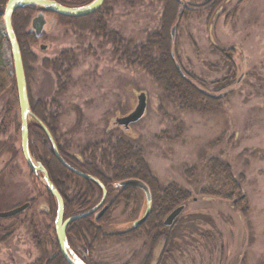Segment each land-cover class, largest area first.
<instances>
[{"label":"rangeland","instance_id":"rangeland-1","mask_svg":"<svg viewBox=\"0 0 264 264\" xmlns=\"http://www.w3.org/2000/svg\"><path fill=\"white\" fill-rule=\"evenodd\" d=\"M80 1L67 3L77 5ZM182 1L185 6L171 0L175 13L169 28L170 33L175 27L171 57L182 76L198 78L208 93L220 99L217 104L199 98L191 101L179 88H166L141 67L122 60L121 51L144 42L161 28L164 0L106 1L99 15L109 34L113 36L115 31L114 35L124 39L120 54L99 28L74 29L58 23L57 18L54 22L48 19L45 35L32 37L25 51L29 101L44 112L67 152L75 154L78 146L94 145L108 131L124 135L140 145L159 195L165 194L166 187L174 195L175 189L186 192L181 203L184 208L170 226L164 219L181 205L167 207L161 215L159 223L167 231L154 228L158 237L154 243L146 239V228L129 240L98 243L93 256L96 264H145L147 260L148 264H264V0ZM208 1L215 2L213 7H207ZM0 31L8 81L0 99L2 109L11 96L14 77L3 11ZM41 44L46 47L41 49ZM219 49L229 51L234 65L231 72ZM61 51H67L69 60L57 75L51 67L45 68L43 61L56 58ZM140 92L146 94L144 116L128 129L117 125L115 119L135 108ZM14 113L19 123V105ZM32 122L28 117V124ZM15 134L16 141L10 142L18 149L17 155L0 143V171L5 166L0 173V211L36 198L25 213L38 222L40 231L51 225L49 217L41 213L47 210L46 197L40 194L44 184L36 174L37 187L21 152L20 132ZM7 139L0 134V141ZM100 152L97 148L96 153ZM13 163L18 170H9ZM231 178L241 187L239 194L230 195ZM130 190L112 205L108 202L115 196L106 197L103 205L109 206L97 219H102L104 233L136 228L134 221L143 216L147 203L140 189ZM242 194L245 197L241 198ZM151 212L150 208L147 219ZM27 223L31 233L18 227L7 233L0 230V264H30L39 256L32 239L35 225ZM0 224L6 228L11 221L0 219ZM165 245L169 246L166 254ZM76 250L79 252L78 247Z\"/></svg>","mask_w":264,"mask_h":264},{"label":"trees","instance_id":"trees-1","mask_svg":"<svg viewBox=\"0 0 264 264\" xmlns=\"http://www.w3.org/2000/svg\"><path fill=\"white\" fill-rule=\"evenodd\" d=\"M6 1L7 0H0V18ZM55 1L64 5H69L70 3L67 2L71 0ZM88 1L89 0H83L78 4ZM106 1L108 0H105L104 4L99 10L90 15L82 17H67L51 12L48 13L55 15L58 23L73 27L74 29L77 28L80 30L96 31L99 28L104 37H109L107 38L109 42L115 43L120 54V49L124 44V39L119 35H114V33L112 36L111 33H108L109 30H107V28L101 29L98 25L104 23V21L100 18L99 13L102 9H105ZM164 2L165 12L163 14L161 28L149 34L144 42L138 43L134 45V47H128L121 51L122 60H125L127 64H134L141 67L151 77H153L154 80L159 83H163L166 88H172V86L179 88V90H181V92L191 101L199 98L210 100L212 103L217 104L220 99L210 96V94L201 86L199 83L201 81L198 78L193 77V79L188 76L184 77L177 70L179 64L174 58L171 57V34L169 33V28L172 25L175 17L173 10L174 4H171V0H164ZM35 11L37 10L34 8L25 7L17 9L12 15V26L22 54L28 98L29 73L28 67L26 65L25 51H27L28 46L31 45L34 38H32L33 36L31 33L28 31L26 32V30L30 26L31 18ZM3 40L4 37L0 31V99L8 89L6 88V86H8L7 76L2 65ZM68 57L69 55L67 51H61L56 58L52 60H44L43 66L45 68L51 67L58 75L62 73L63 63L65 60H69ZM223 57L224 60H227L228 63L226 64L228 66L229 72H231L234 65L230 62L229 56L226 57L223 55ZM223 80L229 83L227 78H223ZM240 81L236 80L235 82L239 84ZM11 82H13L14 85L9 88L11 96L6 99L2 109H0V113L2 112L0 134L7 135L8 139L2 140L0 143H2L3 148L6 146L11 147L12 151H14V153L17 155L18 149L11 143L12 141H16L15 133L20 132V122L18 123L17 117L14 113L18 105L14 77L11 79ZM29 104L31 111L49 129L63 159L73 168L90 174L91 176L98 179L106 188V197L111 196V194L115 196L112 203L108 202L110 205L114 204L118 198L124 197L128 191H131L130 189L137 188L133 185L116 187L115 184L121 180L127 178H139L150 188V208L152 209V212L147 221H145L142 226L120 234L104 233L100 226L102 219L95 220L94 215H89L68 224L66 228V237L70 247L79 256H81L87 264H96L93 260V256L95 246L98 243L121 239L129 240L132 239V237H136L139 234L138 232L144 228L148 229L145 235L146 239L154 243L158 238L156 237L157 230H154V228H162L159 223L161 215L169 210H167V207L181 205V203L186 200V192L180 189H175L176 194L174 195L171 193L172 189L166 187V189L163 191L165 194L159 195L155 191L156 188L154 186L156 184V179L151 174L149 165L144 158L140 145L124 135H114V132L112 133L108 131L107 134H104V139L94 143V145L78 146L76 148L75 154L67 152V148H65L66 145H63L58 141L53 127L44 116V112L42 113V110L37 106L32 105L30 101ZM9 126L12 128L9 129ZM28 139L29 150L32 157L45 167L50 180L53 182L54 186L63 198L64 219L78 212H86L93 207V203L95 201L99 202L102 196V190L100 186L92 180H88L82 176H79L64 167L53 155L49 139L47 138L43 129L36 122L28 124ZM97 148H101L100 155L96 153ZM14 168L18 170L17 164H9V170H13ZM4 171L5 166L0 171V173H4ZM29 172L32 175L34 181L37 183V187L40 188V182L37 181L35 174L31 170ZM232 183L234 186L231 189L230 195L234 192L239 194V189H241V187L236 185L234 178L232 179ZM173 186L174 187L172 188H178L176 185ZM41 191L42 192L40 194H44L47 201V210H44L41 213L49 217L51 225H48L45 228H42L40 231H37L39 230L38 222L36 223L32 218H28L25 213L32 207L36 199L34 197H29L27 201L30 203L29 207L13 217L4 219V221H11V224L6 228L0 224V230L2 233H7L6 231H11L12 228L15 229L18 227V230L20 229V231H22L24 228H28L29 232L31 233L32 230L27 223L29 221V223H31L33 226L35 225L32 239L35 240L39 255L36 257V260L30 264H68L61 255L57 245L56 234L54 230V218L56 214L55 200L44 185H42ZM70 191L73 192L69 194ZM161 230L163 233L167 231L166 228H162ZM77 247L79 248V252L76 250ZM168 248L169 246L165 245L163 253H168ZM144 263L148 264V260Z\"/></svg>","mask_w":264,"mask_h":264},{"label":"water","instance_id":"water-1","mask_svg":"<svg viewBox=\"0 0 264 264\" xmlns=\"http://www.w3.org/2000/svg\"><path fill=\"white\" fill-rule=\"evenodd\" d=\"M181 5L185 6L186 4L182 0H177ZM105 2V0H91L90 2L79 5V6H67L62 3H59L55 0H7L3 9V22H4V33L7 40V44L11 50V58H12V69L14 74L15 86H16V94L19 105V114H20V147L24 160L26 161L28 167L34 174H40L41 180L43 181L44 186L49 191V193L53 196L56 202V214L54 218V230L56 234L57 245L59 251L63 258L66 260L68 264H87L81 256H79L68 244L66 237V228L67 225L76 219L88 216L90 214H94L95 220L100 218L104 212L108 208V204L103 205L107 191L105 186L95 177L90 174L81 172L71 165H69L63 157L60 155L56 143L53 139L52 134L46 125L31 111L28 92H27V83L24 71V65L22 60L21 50L16 39V35L12 26V15L13 13L20 8L30 7L37 10L35 16L31 19L30 31H33L37 37H40L43 33V28L46 23V12H53L62 16L67 17H82L89 15L95 12L97 9L101 7V5ZM181 9V8H180ZM174 30L175 27L171 28V37L174 38ZM46 47L45 44H41L40 48L44 49ZM242 75L238 78L240 81ZM147 100L145 92H140L137 96V104L135 108L128 114L119 116L115 119L116 124L119 126H123L124 128H128L129 125L138 122L144 115L146 110ZM28 117H31L34 122H36L44 131L47 138L50 141V146L53 151V155L55 158L67 169L76 173L79 176H82L88 180H92L96 184H98L102 190V196L99 203L92 209L76 214L74 216L68 217L64 219V201L59 191L54 186L53 182L50 180L49 175L45 167L39 162L36 161L29 150V139H28ZM127 185H133L139 188L145 197V203H147L145 213L143 216L134 221L133 226L137 227L142 224L148 217L150 202H151V193L149 186L139 178H127L121 180L115 184L116 187H122ZM245 197L244 194L241 195V198ZM233 202L236 199L232 200ZM30 205L29 202H24L20 205H17L11 209L0 211V219H6L13 217L23 210L28 208ZM102 208L98 210L100 207ZM183 206H178L174 208L164 219V224L166 226H170L176 216L183 210ZM98 210V211H97Z\"/></svg>","mask_w":264,"mask_h":264},{"label":"flooded vegetation","instance_id":"flooded-vegetation-1","mask_svg":"<svg viewBox=\"0 0 264 264\" xmlns=\"http://www.w3.org/2000/svg\"><path fill=\"white\" fill-rule=\"evenodd\" d=\"M90 1H91V0H89L88 2H90ZM209 1H210V0H209ZM209 1L207 2L208 4H209ZM213 1H215V0H213ZM88 2H84V3H82V4H77V5H70V4H72V3H70L69 6H79V5L86 4V3H88ZM207 3H206V4H207ZM214 3H215V2H214ZM214 3H213V2H210V4H209L210 8L213 7ZM103 4H104V3H103ZM206 4H205V5H206ZM101 7H102V5H101ZM101 7H100V8H101ZM100 8H99V9H100ZM99 9H97V10H99ZM97 10H96V11H97ZM96 11H95V12H96ZM93 13H94V12H93ZM100 13H101V11H100ZM100 13H99V14H100ZM91 14H92V13H91ZM89 15H90V14H89ZM47 16H48V17H47ZM98 16H99V15H98ZM55 18H56L55 15H51V14L48 15V14H46V21H47V22H48V19H51V20L54 22V21H55ZM100 18H101V17H100ZM101 19H102V18H101ZM98 25H99V27H100L101 29H105V28L107 27V25H106L105 23L98 24ZM45 29H46V26L43 28V33H42V35H41L39 38H42V37L45 35ZM28 32L31 33V35H33L34 38H36V39L38 38V37L34 34L33 31L28 30ZM113 33L115 34V31H113ZM117 33H118V32H117ZM115 49H116V51H117L116 45H115ZM223 50H225V49H223ZM223 50L219 49L218 51H219V53H220L222 56L225 55L226 57H228V55H227V52H228V51L226 52V51H223ZM118 53H119V52H118ZM228 53H229V52H228ZM226 87H227V86H226ZM209 94H210V96L215 97V96L212 95V93H209ZM223 94H224L223 92H220V93H219V96H223Z\"/></svg>","mask_w":264,"mask_h":264}]
</instances>
